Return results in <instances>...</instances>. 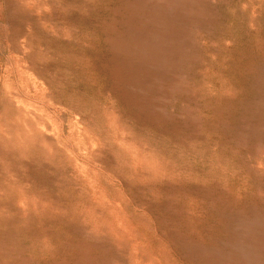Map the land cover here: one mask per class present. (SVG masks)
Listing matches in <instances>:
<instances>
[{"label": "rangeland", "instance_id": "rangeland-1", "mask_svg": "<svg viewBox=\"0 0 264 264\" xmlns=\"http://www.w3.org/2000/svg\"><path fill=\"white\" fill-rule=\"evenodd\" d=\"M0 264H264V0H0Z\"/></svg>", "mask_w": 264, "mask_h": 264}]
</instances>
